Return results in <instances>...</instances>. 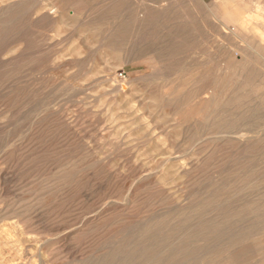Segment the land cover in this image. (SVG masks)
<instances>
[{"label": "rangeland", "instance_id": "374dc122", "mask_svg": "<svg viewBox=\"0 0 264 264\" xmlns=\"http://www.w3.org/2000/svg\"><path fill=\"white\" fill-rule=\"evenodd\" d=\"M0 264H264V5L0 0Z\"/></svg>", "mask_w": 264, "mask_h": 264}, {"label": "crops", "instance_id": "0c3cea01", "mask_svg": "<svg viewBox=\"0 0 264 264\" xmlns=\"http://www.w3.org/2000/svg\"><path fill=\"white\" fill-rule=\"evenodd\" d=\"M252 3H260L264 5V0H251Z\"/></svg>", "mask_w": 264, "mask_h": 264}]
</instances>
